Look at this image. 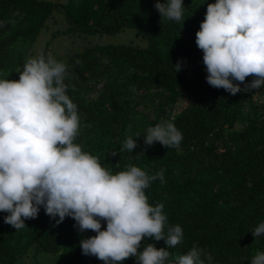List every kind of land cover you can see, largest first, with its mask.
<instances>
[{
  "label": "trees",
  "instance_id": "trees-1",
  "mask_svg": "<svg viewBox=\"0 0 264 264\" xmlns=\"http://www.w3.org/2000/svg\"><path fill=\"white\" fill-rule=\"evenodd\" d=\"M215 2L183 0V20L176 22L161 21L157 0H0V21H8L0 27V79H19L18 45L34 42L55 11L68 34L132 29L145 48L89 46L66 56L67 94L80 118L74 142L113 174L129 164L150 175L163 170L164 182H152L145 194L150 205H164L167 226L183 230L182 243L168 249L170 261L196 245L204 264H250L264 252V234L251 233L264 222V85L232 95L207 83L196 32ZM253 79L233 83L243 89ZM163 120L182 133L179 147L144 144L146 129ZM128 136L138 145L132 153L120 151ZM7 215L0 212V264H105L82 253L80 240L97 233H81L73 218L56 224L59 217L41 206L16 230L4 223ZM101 225L106 230V221ZM148 244L167 248L163 239L145 238L138 251ZM121 264L138 262L129 257Z\"/></svg>",
  "mask_w": 264,
  "mask_h": 264
},
{
  "label": "clouds",
  "instance_id": "clouds-1",
  "mask_svg": "<svg viewBox=\"0 0 264 264\" xmlns=\"http://www.w3.org/2000/svg\"><path fill=\"white\" fill-rule=\"evenodd\" d=\"M155 8L161 21L183 20V0H157ZM7 23L0 21V27ZM196 44L203 51L210 86L232 95L259 89L264 85V0L208 4ZM174 69L180 70L179 62ZM249 76L254 79L241 89ZM68 77L65 63L41 53L25 61L18 80L0 79V212L8 213L4 223L24 228L25 220L37 218L42 206L49 217H59L56 224L71 217L81 233H97L82 238L80 247L84 255L105 264H121L129 257H136L138 264H204L196 245L169 260L168 249L182 243L183 230L167 226L164 205H150L145 194L152 182H164L163 170L150 175L129 164L113 174L74 142L80 118L67 94ZM143 137L146 146L159 142L166 148L179 147L183 139L169 120L148 127ZM137 146L128 136L120 151L132 153ZM102 220L106 230H101ZM251 233L254 238L264 234V222ZM145 238L163 239L167 248L148 244L138 251ZM250 264H264V252H257Z\"/></svg>",
  "mask_w": 264,
  "mask_h": 264
},
{
  "label": "rangeland",
  "instance_id": "rangeland-1",
  "mask_svg": "<svg viewBox=\"0 0 264 264\" xmlns=\"http://www.w3.org/2000/svg\"><path fill=\"white\" fill-rule=\"evenodd\" d=\"M64 2L65 0H59ZM129 45L145 48L146 42L137 36L132 29H126L115 35L100 34H68L66 22L60 11H55L46 21L34 42L18 45L24 53V63L27 59L43 53L51 54L55 59L64 62L68 54L79 53L89 46ZM46 264H58L55 260ZM60 264V263H59Z\"/></svg>",
  "mask_w": 264,
  "mask_h": 264
}]
</instances>
